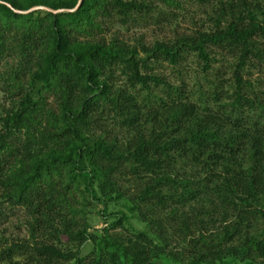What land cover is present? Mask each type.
Instances as JSON below:
<instances>
[{"label": "trees", "instance_id": "obj_1", "mask_svg": "<svg viewBox=\"0 0 264 264\" xmlns=\"http://www.w3.org/2000/svg\"><path fill=\"white\" fill-rule=\"evenodd\" d=\"M78 1L0 0V225L21 210L26 233L0 264H264L262 0H191L212 26L152 45L111 29L178 0L14 11ZM189 55L194 88L154 71Z\"/></svg>", "mask_w": 264, "mask_h": 264}, {"label": "rangeland", "instance_id": "obj_2", "mask_svg": "<svg viewBox=\"0 0 264 264\" xmlns=\"http://www.w3.org/2000/svg\"><path fill=\"white\" fill-rule=\"evenodd\" d=\"M178 1L180 2V7L165 6L157 1L156 4L158 6V10L153 14L152 19L147 21V23L141 22L136 27H131L128 30L119 25H115L112 27L111 31L115 33L118 31L117 35L119 34L121 39L131 44L135 42H144L148 45H152L155 41H173L177 36L192 34L197 29H208L212 26V22L209 20L211 13L210 7L199 6L191 0ZM262 3L264 6V0H262ZM156 18H161V22H155L156 20L154 19ZM112 32L106 35L108 39L111 37ZM224 60L233 61V59L224 56L220 61L215 63L216 65L213 66V69L219 66V64L225 63ZM185 61L186 63H183L181 66L175 68L168 65L167 62L160 64L157 63L154 65V71L158 72L162 76H165L166 79L175 84H178L179 80L183 79L188 88H194L196 86V82L203 80L205 73H202L201 63L197 60L195 55H189ZM9 68V65L5 63L2 64L0 66V76H5ZM252 71L253 76L257 75V70ZM210 73L213 72L211 71ZM226 77H229V75H226ZM1 82L0 78V84ZM4 96L5 95L0 90V111H2L3 107L7 108L9 105L6 97ZM99 209H101L100 205L92 208L90 215H88V220L92 226V230L101 228L105 225L104 219L98 213ZM108 209L110 211L119 209L128 214V211L121 205L110 204ZM130 222L132 226L137 229L143 230L145 228L144 223L134 218H131ZM2 234L6 237L23 236L26 234L22 225L21 210L16 211V214L12 215L6 222L0 225V235ZM91 248L90 243L86 244L82 250V254H87ZM166 263L168 264L170 262L167 261Z\"/></svg>", "mask_w": 264, "mask_h": 264}, {"label": "water", "instance_id": "obj_3", "mask_svg": "<svg viewBox=\"0 0 264 264\" xmlns=\"http://www.w3.org/2000/svg\"><path fill=\"white\" fill-rule=\"evenodd\" d=\"M82 0H79L78 3L76 4V6L74 8H71V9H57V10H53V9H50L46 6H42V5H37V6H33L31 7L30 9L28 10H18V9H14V11L18 12V13H27V12H30V11H33V10H36V9H45V10H48V11H52V12H60V11H74L76 10L80 4H81ZM9 7L13 8L10 4L6 3Z\"/></svg>", "mask_w": 264, "mask_h": 264}]
</instances>
